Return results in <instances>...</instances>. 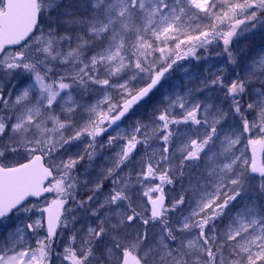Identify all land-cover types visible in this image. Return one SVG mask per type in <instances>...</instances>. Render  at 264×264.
Masks as SVG:
<instances>
[{
	"label": "snow or ice",
	"instance_id": "snow-or-ice-1",
	"mask_svg": "<svg viewBox=\"0 0 264 264\" xmlns=\"http://www.w3.org/2000/svg\"><path fill=\"white\" fill-rule=\"evenodd\" d=\"M0 264H264V0H0Z\"/></svg>",
	"mask_w": 264,
	"mask_h": 264
},
{
	"label": "rangeland",
	"instance_id": "rangeland-1",
	"mask_svg": "<svg viewBox=\"0 0 264 264\" xmlns=\"http://www.w3.org/2000/svg\"><path fill=\"white\" fill-rule=\"evenodd\" d=\"M256 39H259V37H256ZM177 75L179 76V73Z\"/></svg>",
	"mask_w": 264,
	"mask_h": 264
}]
</instances>
